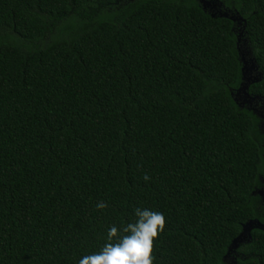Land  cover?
<instances>
[{"label":"trees","instance_id":"16d2710c","mask_svg":"<svg viewBox=\"0 0 264 264\" xmlns=\"http://www.w3.org/2000/svg\"><path fill=\"white\" fill-rule=\"evenodd\" d=\"M221 3L257 106L200 0H0V264H79L136 208L166 218L154 264H231L264 223V0ZM234 257L264 264V230Z\"/></svg>","mask_w":264,"mask_h":264},{"label":"clouds","instance_id":"9594fccd","mask_svg":"<svg viewBox=\"0 0 264 264\" xmlns=\"http://www.w3.org/2000/svg\"><path fill=\"white\" fill-rule=\"evenodd\" d=\"M145 181L150 177L145 173ZM100 201L98 209L107 208ZM135 222L122 229L113 225L107 232V242L95 254L86 255L79 264H154L155 241L165 231L166 218L163 213L148 208H136Z\"/></svg>","mask_w":264,"mask_h":264},{"label":"water","instance_id":"95a60500","mask_svg":"<svg viewBox=\"0 0 264 264\" xmlns=\"http://www.w3.org/2000/svg\"><path fill=\"white\" fill-rule=\"evenodd\" d=\"M217 6L216 4L213 5V8H208L210 6V3L204 0H200L203 9L205 11H209L212 15V17H216L219 15L220 17L229 18L232 21L236 22L239 27H241L244 24H246V20L241 17L238 13L237 14H231L230 11H223L222 9V3L220 0H217ZM244 26L240 28V33L238 36V49L240 51L241 60L243 62V68H242V78L243 82L241 84V87L237 90L235 95L237 96L238 93H242L244 95V100L247 102V104L252 105L257 100H261L258 96H252L249 94L248 90L251 84L258 83L262 80V73L258 71L257 64L253 58H249L250 52L246 49V40H244L243 47H240V42L242 40V37L244 36ZM256 73V74H254ZM236 103L239 104V101L237 97H234ZM245 102V103H246ZM245 105V104H242ZM258 105V102L256 103V106ZM264 117V115H263ZM259 194V196L262 197L263 204H264V190L259 189L254 194ZM257 194V195H258ZM254 229H261L264 230V223L260 222L258 219L250 220L247 223H245L242 227V232L239 234V236L233 240L231 247L229 248L227 257H229L230 253L234 250V252L239 248L241 244H244L251 239V232Z\"/></svg>","mask_w":264,"mask_h":264},{"label":"rangeland","instance_id":"374dc122","mask_svg":"<svg viewBox=\"0 0 264 264\" xmlns=\"http://www.w3.org/2000/svg\"><path fill=\"white\" fill-rule=\"evenodd\" d=\"M204 1H207V2H212V3H210V6L208 7V8H211V9H215V8H213V5L214 4H216V6L218 5L217 4V0H204ZM220 2H221V0H220ZM221 10H224L223 8L221 9ZM226 11V10H225ZM242 27V26H241ZM240 27V28H241ZM239 33H240V29H239ZM245 42L243 41V40H241V42H240V47L241 48H244L243 47V44H244ZM246 47V46H245ZM246 49H247V47H246ZM250 58V57H249ZM254 74H256V73H254ZM234 97H237V99H238V101H239V104L241 105V106H243L242 104H245V105H250V104H247V102L244 100V95L242 94V93H238V95L236 96L235 94H234ZM246 102V103H245ZM254 104V103H253ZM254 105H256V104H254ZM259 112L262 114V115H264V104H262L259 108ZM263 120H264V117H263ZM262 190H264V187L263 188H261ZM258 194V193H257ZM259 195V194H258ZM260 199H261V202H262V204H263V200H262V197L260 196ZM263 208H264V204H263ZM234 250L230 253V255H229V257L227 258L228 260H230V263L232 264V263H235L234 262V259H235V257H234Z\"/></svg>","mask_w":264,"mask_h":264}]
</instances>
